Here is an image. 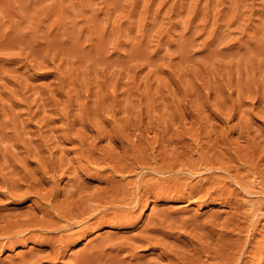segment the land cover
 <instances>
[{"label": "rangeland", "instance_id": "obj_1", "mask_svg": "<svg viewBox=\"0 0 264 264\" xmlns=\"http://www.w3.org/2000/svg\"><path fill=\"white\" fill-rule=\"evenodd\" d=\"M64 127L70 129L67 131ZM72 129L80 132L79 135ZM63 134L70 137L62 139ZM80 138L85 141L83 144ZM100 145V148L104 147L100 149ZM89 147L95 150L97 156ZM41 149L45 150L42 152ZM36 151L40 155L38 152L35 155ZM51 154L54 157L65 156L64 159L51 158ZM99 154H105L103 156L107 162L102 163L103 166L97 160L101 156ZM10 155L17 159L14 163L13 159L9 162V158H12ZM42 156L45 163L40 160ZM48 161L49 164L54 162L52 167H48ZM75 162L87 165V169L78 173L88 183V192L105 188L113 178L112 183L117 182L129 193L136 188L134 192L138 194L137 197L143 195L141 205L130 213H133V221L124 225L104 224L87 230L84 228L86 225L78 226L79 229H76L80 236L77 235L76 242L66 248L63 258L58 262L44 261V264L75 263V256L82 249L86 250L89 246V251L92 247L95 249L103 241L102 236L109 234L114 238L108 240L111 241L110 246L107 241L102 242L106 243L103 264H108L106 262H110L112 255L117 253L113 250L115 243L125 238V241H132L142 231V235L149 236L153 232L152 225H158L155 228L160 230L163 227L164 230L169 229L167 235H163V240L160 232L152 234L159 235V240L155 239L157 243L162 241L161 245L154 248L146 245L144 248L139 246L140 243H135L139 249L135 248L137 254L134 258L129 256L126 259L128 262H138L137 258L139 261L143 259L146 264H155L151 260L161 262L163 260L158 259V253L166 244L170 246L167 245V249H176L181 243L185 248L189 238H201L208 242H212L213 236L225 238L226 229L235 228L227 222L238 217L232 203H238L239 199L242 203L244 199L246 202L242 209L246 211L250 201H264L261 193L264 188V0H0V169H3L0 174L11 178L16 172L23 174L29 169L41 172L58 165L56 174H61L56 176V186H59L57 197L63 200L74 182L71 171L78 169ZM92 164H96V167H89ZM59 166L64 167L67 173L63 168L61 171ZM194 170L198 171L197 174ZM255 172L261 174L253 176ZM169 176H175L176 181L172 178L171 181ZM225 176L228 178L225 179ZM229 176L232 179L229 180ZM208 179L213 184L208 183ZM235 180L240 181L239 185ZM180 181L187 186L186 192L194 184L199 186V183H204L198 195H206L205 199L202 201L198 196L197 199H183L177 194L172 196V193H176V187L184 190ZM126 184L129 187L124 186ZM241 184H244V190ZM171 188L173 192H170ZM248 188L249 191L253 189V194L251 191L248 193ZM259 188L261 191H258ZM154 189L165 194L161 193L155 198ZM149 190L153 191L152 194ZM5 191V186L0 183L2 214H19L38 206L33 197L15 199ZM227 191L235 192L230 195ZM218 194L223 195L222 201L213 199ZM126 204H122L121 208L127 207ZM110 210L108 215L114 216L116 210ZM119 211L116 215L123 213ZM241 220L244 222L246 219L242 217ZM261 220L253 244L257 246L256 242H259L258 247L260 245L264 257V219ZM163 222L165 224L162 225ZM222 223L229 227L224 228ZM4 224L0 222L1 226ZM80 228L83 231L81 234ZM235 231L233 237L232 233H228V236L231 235L235 243L243 242L247 232L240 233L238 228ZM234 233L237 236L234 237ZM41 248L47 249L49 246L36 242L28 245L19 242L11 248L0 246V264H18L27 250ZM122 255L128 257L126 251H122ZM260 257L252 264H260Z\"/></svg>", "mask_w": 264, "mask_h": 264}, {"label": "bare ground", "instance_id": "obj_2", "mask_svg": "<svg viewBox=\"0 0 264 264\" xmlns=\"http://www.w3.org/2000/svg\"><path fill=\"white\" fill-rule=\"evenodd\" d=\"M69 124V123H68ZM73 124V123H72ZM65 126V125H64ZM69 126H71V125H68V127ZM84 126H85V124H84ZM84 126H83V128H84ZM90 126V125H89ZM61 127V126H60ZM63 127V126H62ZM86 127V126H85ZM92 127V126H91ZM53 128V127H52ZM56 128L57 127H55V129L54 130H56ZM59 128V127H58ZM65 128V130H67L66 128L67 127H64ZM64 128L62 129V130H64ZM73 128V127H72ZM90 128V127H89ZM70 129V128H69ZM68 129V130H69ZM75 129V128H74ZM74 129H72V130H74ZM54 130H52V131H54ZM58 130H60V128L58 129ZM57 130V131H58ZM67 130V131H68ZM86 130H88V129H86ZM74 131H76V130H74ZM74 131H73V133H74ZM55 132V131H54ZM65 132V131H64ZM70 132V131H69ZM98 132V131H97ZM68 133V132H67ZM72 133V132H71ZM70 133V134H71ZM76 133H77V131H76ZM75 133V134H76ZM79 133L80 132H78L77 134L79 135ZM69 134V133H68ZM77 134H76V136H77ZM83 134V133H82ZM85 134H86V132H85ZM54 135V134H53ZM62 135V134H61ZM61 135H60V137H61ZM101 135V134H100ZM52 136V135H51ZM50 136V137H51ZM58 137H59V135H57ZM63 136H64V134H63ZM72 136V135H71ZM83 136V135H82ZM93 136H95V135H93ZM99 136V135H98ZM53 137V136H52ZM65 137H67V135H65L64 137H62V139L63 138H65ZM70 137V136H69ZM69 137H67V138H69ZM73 137V136H72ZM79 137V136H78ZM85 137V136H84ZM103 137V136H102ZM102 137H101V139H102ZM54 138V137H53ZM55 138H56V136H55ZM67 138H65V139H67ZM76 139H78L79 140V138H77V137H75ZM74 138V139H75ZM86 138V137H85ZM88 138H89V136H88ZM61 138H59L58 140H60ZM74 139H73V141H74ZM54 140V139H53ZM57 140V139H56ZM55 140V141H56ZM68 140H70V139H68ZM67 140V141H68ZM72 140V139H71ZM80 140H81V138H80ZM46 141V140H45ZM44 141V142H45ZM62 141V140H61ZM64 141L65 140H63V143H64ZM77 141V140H76ZM87 141V140H86ZM43 142V141H42ZM57 142V141H56ZM79 142V141H78ZM85 141L82 139L81 140V142L80 143H84ZM95 142V141H94ZM46 143H48V139H47V141H46ZM53 143H55L54 141H53ZM88 143V142H87ZM98 143H100V142H98ZM97 143V144H98ZM41 144H43V143H41ZM40 144V145H41ZM93 144V143H92ZM96 144V145H97ZM43 145H45V143L43 144ZM48 145V144H47ZM46 145V146H47ZM51 145V144H50ZM78 145H80L79 143H78ZM59 146V145H58ZM91 146V145H90ZM103 146V145H102ZM43 147V146H42ZM48 147H50V146H48ZM80 147V146H79ZM83 147V146H82ZM93 147H94V145H93ZM101 147V145L99 146V148ZM104 147V146H103ZM102 147V148H103ZM45 148V147H44ZM56 148H58V147H56ZM63 148V147H62ZM75 148H78V147H75ZM81 148V147H80ZM95 148H96V146H95ZM102 148H100V149H102ZM35 149H37V148H35ZM59 149V148H58ZM57 149V150H58ZM82 149V148H81ZM80 149V150H81ZM83 149H84V147H83ZM87 149V148H86ZM94 149V148H93ZM97 149V148H96ZM105 149V148H104ZM212 149V148H211ZM38 150V149H37ZM39 150H40V148H39ZM42 150V149H41ZM43 150H45V149H43ZM43 150H42V152H43ZM52 150H54L55 151V149H52ZM56 150V151H57ZM60 150V149H59ZM63 150H65V152H66V149H63ZM69 150V149H68ZM72 150V149H71ZM78 150V149H77ZM79 150V151H80ZM88 150V149H87ZM89 150H90V147H89ZM98 150V149H97ZM210 150V149H209ZM28 151V150H27ZM26 151V152H27ZM32 151V150H31ZM70 151V150H69ZM68 151V152H69ZM76 151V150H75ZM79 151H77V152H79ZM90 151H93V150H90ZM95 151V150H94ZM93 151V153L95 154L96 152H94ZM203 151V150H202ZM37 152L38 151H36V153H35V155H37ZM41 152V153H42ZM53 152V151H52ZM52 152H50V153H52ZM62 152H64V151H62ZM64 152V153H65ZM68 152H67V154H68ZM89 152V151H88ZM199 152V151H198ZM209 152V151H208ZM28 153H29V151H28ZM27 153V154H28ZM32 153V152H31ZM39 153V155H40V152H38ZM56 153V152H55ZM76 153V152H75ZM79 153H81V152H79ZM92 153V152H91ZM91 153H90V155H91ZM103 153H105V151L103 150ZM187 153V152H186ZM194 153V152H193ZM231 153V152H230ZM16 154V153H15ZM30 154V153H29ZM28 154V155H29ZM33 154H34V151H33ZM85 154H86V152H85ZM101 154H102V150H101ZM101 154H99V155H101ZM106 154V153H105ZM105 154H103V155H105ZM189 154V153H188ZM203 154H205V153H203ZM214 154V153H213ZM212 154V155H213ZM35 155H33L34 157H35ZM42 155H44V154H42ZM52 156H51V158L52 157H54L53 156V154H51ZM54 155H57V154H54ZM96 156H97V154H95ZM103 155H101V156H98L97 158V160H99L100 162H101V164L103 163L104 164V162L106 161V157H104ZM181 155V154H180ZM201 155V154H200ZM210 155V154H209ZM216 155V154H215ZM222 155V154H221ZM11 156V155H10ZM16 156V155H15ZM20 156V155H19ZM63 156H65L64 154H62V156H56V157H62V159H64L63 158ZM67 156V155H66ZM78 156V155H77ZM85 155H83V157H84ZM92 156H93V154H92ZM95 156V157H96ZM207 156V155H206ZM235 156V155H234ZM6 157H8V156H6ZM12 158H9V162H10V160H12L13 159V162L12 163H14V161H16L17 159H14L13 158V156H11ZM25 157V156H24ZM27 157V156H26ZM25 157V158H26ZM29 157V156H28ZM27 157V158H28ZM31 157V156H30ZM34 157H33V160H34ZM37 157V156H36ZM35 157V158H36ZM45 157H47L46 155H45ZM56 157H54V158H56ZM95 157H93V159L95 158ZM167 157V156H166ZM180 157V156H179ZM186 157H187V155H186ZM185 157V158H186ZM228 157H229V155H228ZM41 158V157H40ZM59 158L57 159V160H59ZM73 158H75V157H73ZM79 158H81V157H79ZM85 158V157H84ZM91 158V157H90ZM147 158H149V157H147ZM154 158V157H153ZM156 158V157H155ZM203 158V157H202ZM211 158V157H210ZM217 158V157H216ZM232 158V157H231ZM235 158H237V157H235ZM234 158V159H235ZM6 159V158H5ZM37 159V158H36ZM46 159V158H45ZM48 159V158H47ZM46 159V160H47ZM62 159H60V160H62ZM65 159H68V158H66L65 157ZM156 159H159V158H156ZM166 159V158H165ZM179 159V158H178ZM190 159V158H189ZM189 159H188V161H189ZM199 159L201 160V157H199ZM205 159V158H204ZM207 159V158H206ZM209 159V158H208ZM212 159H213V157H212ZM219 159V158H218ZM25 160V159H24ZM26 160H28V159H26ZM32 160V161H33ZM40 160H42V161H44V163H45V160H44V158H43V156H42V159H40ZM74 161H76L75 159H73ZM73 160L71 161V162H73ZM77 160H78V157H77ZM108 160V159H107ZM146 160V159H145ZM150 160V159H149ZM148 160V161H149ZM161 160V159H160ZM173 160H174V158H173ZM182 160V159H181ZM7 161V160H6ZM35 161V160H34ZM38 161V160H37ZM36 161V162H37ZM51 161V160H50ZM52 161H53V159H52ZM80 160H78V162H79ZM81 161L82 162H84L83 161V159L81 158ZM89 159H88V163H89ZM92 161V160H91ZM109 161V160H108ZM155 161V160H154ZM153 161V162H154ZM159 161V160H158ZM176 161H177V157H176ZM175 161V162H176ZM202 161V160H201ZM208 161V160H207ZM212 161H214V160H212ZM231 161V160H230ZM236 161V160H235ZM8 162V164H10L11 165V163H9ZM47 162V161H46ZM54 162H55V160H54ZM53 162V163H54ZM57 162V161H56ZM55 162V163H56ZM62 162V161H61ZM64 162V161H63ZM62 162V163H63ZM86 162V161H85ZM95 162H96V160H95ZM95 162H93V163H95ZM107 162V161H106ZM105 162V163H106ZM155 162H157V161H155ZM182 162V161H181ZM181 162H179V163H181ZM183 162H184V159H183ZM197 162V161H196ZM204 162V161H203ZM205 162H206V160H205ZM210 162V161H209ZM224 162V161H223ZM3 163V162H2ZM4 163H5V161H4ZM37 163H39V161L37 162ZM36 163V164H37ZM42 162H40V164H41ZM52 162L49 164V161H48V164H49V166L48 167H50L52 164H53ZM68 163V162H67ZM69 163H70V158H69ZM74 163V162H73ZM76 163V162H75ZM97 163V162H96ZM145 163V162H144ZM151 163V162H150ZM149 163V165L150 166H152L151 164ZM178 163V164H179ZM186 163V162H185ZM187 163H190V162H187ZM193 163V162H192ZM208 163V162H207ZM215 163H216V161H215ZM218 163H219V161H218ZM221 163V162H220ZM246 163H248V162H246ZM255 163V162H254ZM65 164H66V162H65ZM64 164V165H65ZM77 164V163H76ZM103 164L101 165V166H103ZM153 164V163H152ZM168 164V163H167ZM213 164H214V162H213ZM227 164V163H226ZM251 164V163H250ZM2 165V164H1ZM16 165V164H15ZM15 165H13V166H15ZM44 165V164H43ZM55 165V164H54ZM69 165V164H68ZM67 165V167H69ZM71 165V164H70ZM78 165V164H77ZM94 165H96V164H92L91 166H89V167H93ZM97 165H98V163H97ZM99 165H100V163H99ZM105 165H107V164H105ZM127 165V164H126ZM145 165V164H144ZM146 165H147V163H146ZM153 165H155V164H153ZM157 165H158V162H157ZM171 165V164H170ZM176 165H177V163H176ZM181 165H182V163H181ZM194 165V164H193ZM209 165V164H208ZM229 165V164H228ZM227 165V166H228ZM243 165V164H242ZM246 165V164H245ZM249 165V164H248ZM252 165V164H251ZM3 166V165H2ZM5 166H6V164H5ZM42 166V165H41ZM47 166V165H46ZM58 165H55V166H53V168H51V169H49V170H43V171H37L36 169H31L32 171H30V169H29V172L28 171H24V173L23 174H20V172H16L15 173V176L14 177H12L11 176V178H7V177H4V176H2L1 174H0V183H2L3 184V187L5 186V189H6V191L5 192H7L8 194H9V196L10 197H12V198H15V199H19V198H21V197H23V196H29V197H33L34 199H35V202H37L36 203V205H38L37 206V208H35V209H28V210H26L25 212H23V213H19V214H11V213H9L10 215H5V214H2V213H0V222L2 223V222H4L5 224L4 225H0V246H10V248L11 247H13V245H15V244H17V243H19V242H24V244H30V242L31 243H33V242H36L37 244H43V245H48L49 246V248H47V249H43V248H41V250H30L29 249V251L27 250V252H26V254L24 253V254H22V256H21V259H20V261H18L19 263L18 264H42L44 261H48V262H50V261H52V262H56L58 259H60L61 257L63 258V256L65 255V253H66V248L67 247H69V246H71V244H73V242H76V240H77V235H79L78 233H79V231H77V229H79V228H77L78 226H80V225H82V227H84L85 225V230H87L88 228H90V227H95V226H103L104 224H112V226L113 225H124L126 222H128V221H133V219H131L132 218V214H130L131 212H133V208H135L136 206H138L140 203H141V200H142V197H143V195H141L142 197H137V195L138 194H136L134 191H136V188H135V190L132 192V193H129L128 192V189L126 190V188L125 189H123V187L121 188L118 184H117V182H116V184L115 183H112L111 181H112V179H111V181H110V185L108 184V186H106L105 188H102V189H99L98 190V188H97V191H94V192H88L89 191V186H88V188L86 189V187H87V182H84V179H82V176H80V173H78V171L80 170H84L85 168H86V166L87 165H84L83 163H82V165H78V169H76L75 171H71L70 169H71V167H72V165L69 167L70 169H68V170H70L71 172H72V175H73V177H72V179H74L73 181L74 182H72V184H71V187L69 186V190H67V193H65V195H64V198H63V200L61 199V200H59L58 199V193H59V190L57 191V188L59 187V186H56V182L58 183V181H56V176H59L60 174H61V172H59L58 174H56L57 173V170H58V167H57ZM73 166H75V165H73ZM142 166V165H141ZM166 166V165H165ZM164 166V167H165ZM174 166V165H173ZM178 166V165H177ZM184 166V165H183ZM181 167V168H184L185 169V167ZM186 166H188V164L186 165ZM190 166V165H189ZM204 166L206 167V165L204 164ZM211 166H213L212 164H211ZM215 166V165H214ZM214 166H213V168H214ZM222 166V165H221ZM225 166V165H224ZM231 166V165H230ZM253 166H255V165H253ZM7 167V166H6ZM12 167V166H11ZM15 167H17V165L15 166ZM45 167V166H44ZM48 167H47V169H48ZM52 167V166H51ZM60 167V170L62 171V169L61 168H63V170H64V172H66V169H64V167H66V165L64 166V167H62V166H59ZM76 167V166H75ZM74 167V168H75ZM89 167H88V169H89ZM94 167H96V166H94ZM98 167H100V166H98ZM112 167V166H111ZM157 167V166H156ZM159 167H162V166H160L159 165ZM169 167V166H168ZM172 167V166H171ZM198 167V169L199 168H201L200 166H197ZM219 167V166H218ZM217 167V168H218ZM231 167H233V166H231ZM230 167V168H231ZM245 167V166H244ZM248 167V166H247ZM256 167V166H255ZM25 169H27V167H24ZM73 168V167H72ZM77 168V167H76ZM101 168V167H100ZM99 168V169H100ZM103 168V167H102ZM125 168V167H124ZM130 168H131V166H130ZM144 168V167H143ZM146 168V167H145ZM147 168H150V167H148L147 166ZM154 168V167H153ZM153 168H151V169H153ZM176 168V167H175ZM190 168H192L193 169V167H190ZM207 168H209V167H207ZM212 168V167H211ZM215 168H216V166H215ZM221 168H224V170H225V167H221ZM235 168V167H234ZM249 168V167H248ZM252 168V167H251ZM20 169V168H19ZM40 169V166H38V170ZM43 169V167H41V170ZM87 169V168H86ZM91 169V168H90ZM89 169V170H90ZM93 169V168H92ZM95 169H97V168H95ZM112 169H114V167H112ZM121 169V168H120ZM123 169V168H122ZM156 169V168H155ZM155 169H153V170H155ZM159 169V168H158ZM197 168H195V170H196ZM201 169H203V167L201 168ZM200 169V170H201ZM237 169V168H236ZM247 169V168H246ZM250 169V168H249ZM252 169H254V168H252ZM1 170H3V169H0V172H1ZM53 171V173H49V172H52ZM124 170V169H123ZM122 170V171H123ZM133 170V169H132ZM135 170V169H134ZM161 170H163V168L161 169ZM166 170V169H165ZM168 170H170V169H168ZM179 170V169H178ZM186 170V169H185ZM189 171H190V169H188ZM187 170V171H188ZM194 170V173L196 172V174H197V172L198 171H195ZM70 171H68V173L70 172ZM86 171V170H85ZM116 171V170H115ZM114 171V172H115ZM118 171V170H117ZM157 171V170H156ZM155 171V172H156ZM206 171H207V169H206ZM213 171V170H212ZM211 171V172H212ZM226 171H227V168H226ZM257 171H259L258 169H257ZM256 171V172H257ZM14 172V171H13ZM70 172V173H71ZM119 172V171H118ZM149 172V171H148ZM162 172V171H161ZM191 172H193V171H191ZM200 172V171H199ZM202 172V171H201ZM203 172H204V170H203ZM209 172V171H208ZM233 171H231V173H232ZM252 173L253 174V176H254V174H255V176L256 175H258V173H260V172H258V173ZM63 173V172H62ZM67 173V172H66ZM151 173V172H150ZM159 173V172H158ZM207 173V172H206ZM213 173V172H212ZM229 173V172H228ZM7 174V173H6ZM14 174V173H13ZM48 174H50L49 176H48ZM65 174V173H64ZM163 174V173H162ZM233 174V173H232ZM238 174V173H237ZM261 174V173H260ZM63 175V174H62ZM61 175V176H62ZM179 175V174H178ZM178 175H177V177L176 178H178ZM193 175V174H192ZM233 175H235V173L233 174ZM64 176V175H63ZM67 176H68V174H67ZM210 176V175H209ZM227 176H228V174H227ZM239 177H240V175H238ZM71 177V176H70ZM109 177V176H108ZM175 178V176H169V178L171 179H173L174 180V178ZM188 177H190V176H188ZM205 177H208V176H205ZM215 177V176H214ZM226 177V176H225ZM234 177V176H233ZM241 177H242V175H241ZM209 178V177H208ZM216 178V177H215ZM228 177H226L225 179H227ZM71 178H69V180H70ZM108 179V178H107ZM141 179V178H140ZM167 180H169L168 179V177L166 178ZM171 179V181H173ZM205 178H203L202 180H204ZM210 179V178H209ZM208 179V180H209ZM212 179V178H211ZM230 179H232L230 176H229V180ZM234 179V178H233ZM240 179V181H241V178H239ZM242 179H243V177H242ZM258 179V178H257ZM58 180V179H57ZM110 180V179H109ZM144 180V179H143ZM143 180L142 181H140V182H143ZM178 180V179H177ZM186 180H188V179H186ZM201 180V179H200ZM201 180V181H202ZM213 180V179H212ZM215 180H217V178L215 179ZM238 180V179H237ZM262 180V179H261ZM260 180V181H261ZM114 181H115V179H114ZM120 181V180H119ZM139 181V180H138ZM174 181H176V179L174 180ZM206 181H207V179H206ZM210 181V180H209ZM220 181V180H219ZM222 181H224V180H222ZM227 181V180H226ZM236 181V180H235ZM239 181V182H240ZM139 182V183H140ZM145 182V181H144ZM181 182V181H180ZM217 182V181H216ZM228 182V181H227ZM232 182V181H231ZM233 182H234V180H233ZM236 182H238V181H236ZM239 182L237 183L238 185H239ZM243 182V181H242ZM241 182V183H242ZM87 183V184H86ZM112 183V184H111ZM155 183V182H154ZM171 183V182H170ZM182 183V182H181ZM181 183H179V185H180V187H181ZM199 183V182H198ZM202 183V182H201ZM201 183H199V186L201 187H199V186H196V184H194V186H191V190L189 191L188 190V192H186L185 190L187 189L184 185H183V183H182V185L185 187L184 188V190L182 189H177V187H176V193H172L171 195L173 196L174 194H177L176 196H178V197H180V198H183V199H190L191 200V198H196L197 196H198V198H200L201 200L203 199H205V197H206V195H202V193H201V195H198V194H200V192L202 191V189L204 188V183L203 184H201ZM208 183H211V181L210 182H208ZM220 183V182H219ZM222 183V182H221ZM220 183V184H221ZM226 183V182H225ZM247 183H251V184H253L252 182H247ZM255 184H256V182H254ZM263 183V182H262ZM70 184V183H69ZM128 184H130V183H128ZM141 184V183H140ZM148 184H149V182H148ZM153 183H151V185H152ZM174 184V183H173ZM172 184V186H173V188H174V185ZM176 184V183H175ZM185 184V183H184ZM211 184H213V181H212V183ZM218 184V182L216 183V185ZM223 184V183H222ZM259 184H261V182L259 183ZM258 184V185H259ZM58 185V184H57ZM150 185V184H149ZM155 184H153V186H154ZM157 185V184H156ZM178 185V184H177ZM178 185V186H179ZM188 185H190V184H188ZM242 185H244V184H241V186ZM248 185V184H247ZM254 185V184H253ZM27 187L23 192H20V190H22L24 187ZM122 186V185H121ZM124 186H127V184L126 185H124ZM138 186H139V184H138ZM141 186V185H140ZM144 186V185H143ZM148 186V185H147ZM159 186V185H158ZM157 186V187H158ZM172 186H170V187H172ZM206 186V185H205ZM210 186H213V185H210ZM215 186V185H214ZM213 186V187H214ZM246 186V185H245ZM255 186H257V184L255 185ZM262 186V185H261ZM264 186V185H263ZM127 187H129V185L127 186ZM145 187V186H144ZM150 187H152V186H149V188ZM203 187V188H202ZM249 187V186H248ZM66 187H64V189H65ZM139 188H141V187H139ZM143 188V187H142ZM169 188V187H168ZM167 187H166V189H168ZM173 188H171V190L173 189ZM242 188H243V190H244V187L242 186ZM250 188V187H249ZM249 188L247 189V191H248V193L251 191H249ZM132 189H134V188H132ZM152 189H153V187H152ZM165 189V188H164ZM188 189H190V186H189V188ZM211 189V188H210ZM245 189H246V187H245ZM261 188H259V190L258 191H261L260 190ZM13 190H16V191H13ZM88 190V191H87ZM94 190V189H93ZM92 190V191H93ZM130 190V189H129ZM138 190V189H137ZM141 190V189H140ZM146 190H148V189H146ZM161 190V189H160ZM162 190H163V188H162ZM169 190V189H168ZM204 190H206V189H204ZM234 190V189H233ZM150 191V193H151V191L152 190H149ZM157 191H159V190H157ZM165 191H167V190H165ZM174 191H175V189H174ZM240 191V190H239ZM242 191V190H241ZM246 191V190H245ZM252 191H253V189H252ZM250 192V193H252L253 194V192ZM258 191H257V193H258ZM139 192V191H138ZM153 192V191H152ZM154 192H155V189H154ZM170 192H173V190L172 191H170ZM228 192V191H227ZM233 192H235V191H233ZM233 192H230L231 194L233 193ZM150 193H148V196H149V194ZM161 193H164L165 194V192H163V191H161ZM160 191L159 192H155V193H153L154 194V196H155V198H157L160 194ZM204 193V192H203ZM213 193V192H212ZM211 193V194H212ZM229 193V192H228ZM229 193V194H230ZM247 193V192H246ZM261 193L264 195V188L262 189V191H261ZM136 194V195H135ZM141 194V193H140ZM143 194V193H142ZM152 194V193H151ZM170 194V193H169ZM208 194V193H207ZM209 194H210V192H209ZM230 194V195H231ZM234 194V193H233ZM236 194V193H235ZM135 195V196H134ZM145 196L144 197H146V194H144ZM163 195V194H162ZM168 195V194H167ZM166 195V196H167ZM219 195V194H218ZM245 195V194H244ZM161 196V195H160ZM170 196V195H169ZM210 197L211 196H214V195H209ZM220 196V197H219ZM219 196H215V197H213V199L214 198H217V199H219V200H223L224 199V197H223V195L221 196V195H219ZM227 196V195H226ZM233 196V195H232ZM236 196H237V194H236ZM258 196H259V194H258ZM262 196V195H261ZM234 197V196H233ZM148 198V197H147ZM177 198V197H176ZM223 198V199H222ZM229 198H230V196H229ZM197 199V198H196ZM207 199V198H206ZM226 199H228V198H226ZM248 199V198H247ZM193 200V199H192ZM195 200V199H194ZM202 200V201H203ZM233 200V199H232ZM232 200H230V202L232 201ZM244 200V199H243ZM242 200V203H240L239 201H240V199H239V201H237L238 203H232V205H234V209L236 210V215L238 216V217H234V218H232V220H229V222H227L229 225L230 224H233V226H235V228L233 227V229L231 230V229H226V233H224L225 235H226V237L224 238V237H216V238H214V236H213V240H215V241H217V242H215V241H213L212 239V242H208V241H205L204 239H201V238H199V239H194V238H189V241H187V243L185 242V248L184 247H182V246H184V245H181L180 244V246H178V247H175L176 249H167L166 248V246L168 245V244H166L165 246H164V248H162V252L161 253H158L157 255L159 256V258L158 259H162L163 261H161V262H156V260L155 261H153V260H151L152 262H154L155 264H252L254 261L256 262V260L257 259H259L258 257L259 256H261L260 257V260H258L259 262H260V264H264V257H262L263 255H261V253L263 252H261V250H260V245H259V247H258V243L256 242V244H257V246L256 245H254L253 243V239H254V237H256L255 236V233H256V230H257V228H258V226L259 225H261V219H264V201H261V200H259L260 202H255V201H250V203L248 202V200H247V202L249 203L248 205H249V207H248V209L246 210V211H244L242 208H244V206H245V202ZM220 201V202H221ZM143 202H144V200H143ZM219 202V201H218ZM229 202V201H228ZM127 203V204H126ZM244 203V204H243ZM122 204H126V205H128L127 207H122V208H124V209H122L121 208V206H123ZM143 204V203H142ZM145 204V203H144ZM141 205V204H140ZM248 205H246V206H248ZM233 207V206H232ZM111 208H114V210H116V214H118L117 213V211L118 210H122L121 212H123L122 214L120 213V211H119V213L121 214H119V215H116V214H114V216H109L108 215V213L109 212H111ZM110 210V211H109ZM136 210V209H135ZM109 211V212H108ZM232 212H234V211H232ZM16 213H18V212H16ZM161 214H163V213H161ZM234 214V215H235ZM131 215V216H130ZM166 215V214H165ZM232 215V214H231ZM109 216V217H108ZM163 216V215H162ZM166 217V216H165ZM231 217H233V216H231ZM243 217V218H245L246 220L243 222L242 220H241V218ZM159 218V217H158ZM168 218V217H167ZM216 218V217H215ZM226 218H228V217H226ZM230 218V217H229ZM153 219V218H152ZM90 220H94V221H90ZM156 220V219H155ZM164 220V219H163ZM175 220V219H174ZM173 220V221H174ZM211 220V219H210ZM152 222H155L154 220H151ZM150 221V222H151ZM183 221V220H182ZM185 221V220H184ZM196 221H199V220H196ZM216 221V220H215ZM214 221V222H215ZM223 221H225V220H223ZM86 222H91L89 225H87V224H85ZM157 223H161V221H156ZM172 222V221H171ZM176 222V221H175ZM186 222V221H185ZM190 222V221H189ZM209 222V221H208ZM214 222H212V223H214ZM225 222V223H226ZM130 223H132V222H130ZM129 223V224H130ZM167 223V222H166ZM195 223H198V222H195ZM203 223V222H202ZM206 223V222H205ZM243 223H245V224H243ZM248 223V224H247ZM128 224V223H127ZM128 224V225H129ZM150 224V223H149ZM153 224H156V223H153ZM163 224H165L164 222L162 223V225ZM176 224V223H175ZM183 224H184V222H183ZM188 224V223H187ZM216 224H217V221H216ZM216 224H214L215 226H217ZM222 224H224V223H222ZM228 224H226V226H228ZM84 225V226H83ZM157 225V224H156ZM159 225H161V224H159ZM161 225V226H162ZM169 225V224H168ZM198 225H199V223H198ZM207 225V224H206ZM148 226V225H147ZM146 226V227H147ZM177 226V225H176ZM195 224H194V228H195ZM205 226V225H204ZM208 226H210V225H208ZM215 226H214V228H215ZM218 226H219V223H218ZM223 226H225V224L223 225ZM226 226L224 227V228H226ZM109 227H111V225H109ZM109 227H107V228H109ZM154 227V228H153ZM155 227H158V225L157 226H155V225H152V229H151V232L152 233H150L151 235H149L148 236V234L147 235H142L143 234V231L141 232L142 234L141 235H136L133 239H132V241H129L128 239L125 241V239H123L124 241H120V242H117V243H115L114 244V246L113 245H111V247H109L110 245H109V243L111 242V241H109L108 242V240L110 239V238H112L109 234L108 235H103L102 236V238H103V241L105 242V241H107L108 243V247L111 249L112 248V246L114 247L113 248V250L115 251L116 250V252L117 253H114V251H112V253H114V256L112 255V258L110 259V262L112 263V264H146L145 262H143V259H140V261H139V258H137L136 260H138V262H128V260H126V259H128L129 258V256H133V258H134V256L137 254V253H135L134 252V250H135V248H136V250L137 249H139L138 248V246H136L135 245V243H140V245L139 246H141V247H146V245L147 246H151V247H157V246H159V245H161V242L159 243H157V239H158V237H159V235L161 234V236H163L164 234H166L167 235V233H168V230H167V228L164 230V227L162 228L163 230H160V228H155ZM160 227V226H159ZM165 227H167L166 225H165ZM185 227V226H184ZM207 227V226H206ZM229 227V226H228ZM231 227V226H230ZM262 227H263V230H264V223H263V225H262ZM77 228V229H76ZM149 228H150V226H149ZM149 228H147L148 229V231H149ZM202 228V227H201ZM200 228V229H201ZM213 228V229H214ZM236 228H238V229H240V233L242 232H247V238L245 237V239L243 238V242H239V243H235V242H233V240L230 238V236H228L229 234L228 233H232V237H233V231H235V229ZM91 229V228H90ZM147 229H145L144 231H147ZM177 229V228H176ZM197 229H198V227H197ZM262 229V228H261ZM80 230H81V232H80V234L83 232L82 231V229L80 228ZM112 230V229H111ZM167 230V231H166ZM170 230H171V228H170ZM173 230V229H172ZM210 230V229H209ZM211 230H212V227H211ZM221 230H222V228H221ZM225 230V229H224ZM232 231V232H229V231ZM147 231V232H148ZM156 231V232H155ZM157 231L158 232H160L159 233V235H152L154 232L155 233H157ZM166 231V232H165ZM205 231L206 232H210V231H207L206 229H205ZM213 231V230H212ZM260 231V230H259ZM78 232V233H77ZM85 232V231H84ZM171 232V231H170ZM197 232V231H196ZM206 232H205V234H206ZM217 232H219V231H217ZM222 233H223V231H221ZM221 232L219 233V235L221 236ZM238 231H237V233H239ZM243 233V234H246V233ZM172 233V232H171ZM171 233H169V235L171 234ZM188 233V232H187ZM214 233H216V232H213V234ZM235 233H236V231H235ZM234 233V234H235ZM158 234V233H157ZM173 234V233H172ZM174 234H175V232H174ZM173 234V235H174ZM184 234H186V233H184ZM191 234H192V231H191ZM210 234H212V232H210ZM210 234L208 233L207 235H209L210 236ZM224 234H222V235H224ZM197 235V234H196ZM200 235H201V233H200ZM206 235V236H207ZM216 235V234H215ZM224 235V236H225ZM80 236V235H79ZM187 236H190V235H187ZM195 236V235H194ZM199 236V235H198ZM202 236H204L203 234H202ZM212 236V235H211ZM235 236H237V234H235L234 235V237ZM241 236H242V234H241ZM114 237V236H113ZM120 237V236H119ZM128 237H130V236H128ZM127 237V238H128ZM169 237V236H168ZM173 237V236H172ZM178 237V236H177ZM176 237V238H177ZM180 237V236H179ZM181 237H183V236H181ZM200 237V236H199ZM205 237V236H204ZM203 237V238H204ZM155 238H157V239H155ZM160 238H162V240H163V238H164V236L163 237H160ZM175 238V239H176ZM185 238V237H184ZM183 238V240H185ZM207 238V237H206ZM212 238V237H211ZM242 238V237H241ZM241 238H239V239H241ZM112 239H114V238H112ZM153 239H155L156 240V242L153 240ZM182 239V238H181ZM187 239H188V237H187ZM209 239H210V237H209ZM159 240V239H158ZM183 240H181V241H183ZM234 240H237V239H234ZM254 240H256V239H254ZM102 241V240H101ZM101 241H99V242H101ZM102 241V242H103ZM117 241H118V239H117ZM154 241V242H153ZM167 241V240H166ZM238 241V240H237ZM100 243L99 245H97L96 246V250L92 247V250H90V251H92V252H90L89 251V248H91L90 246H89V248L88 247H86L85 249L86 250H84V249H82L80 252L81 253H79L78 255H76L75 256V259H74V261H75V263L76 264H97V263H100V264H103V255L104 256H106L105 255V246H106V243ZM169 242H171V241H169ZM183 242V243H184ZM189 242V243H188ZM215 242V243H214ZM163 243H165V241H163ZM168 243V242H167ZM179 243V242H178ZM177 243V244H178ZM112 244H113V242H112ZM170 244V243H169ZM169 246V245H168ZM172 246V245H171ZM175 246H176V244H175ZM95 247V246H94ZM140 247V248H141ZM144 247V248H145ZM170 247V246H169ZM173 247V246H172ZM171 247V248H172ZM87 248H88V250H87ZM107 248V247H106ZM94 249V250H93ZM156 249V248H155ZM155 249H154V251H155ZM159 249V248H158ZM157 249V250H158ZM164 249V250H163ZM84 250V251H83ZM135 250V251H136ZM145 250V249H144ZM161 250V249H160ZM83 251V252H82ZM122 251H126L127 252V255H128V257L127 258H125V256H121V253H122ZM25 252V251H24ZM95 252V253H94ZM111 252V251H110ZM109 252V253H110ZM124 253V252H123ZM111 254V253H110ZM263 254V253H262ZM157 256V257H158ZM20 257V256H19ZM109 257V256H108ZM73 258V257H72ZM131 258V257H130ZM108 259V258H107ZM73 260V259H72ZM142 260V261H141ZM107 261V260H106ZM109 261V260H108ZM58 262V261H57ZM110 262H106V263H110ZM75 263H72V264H75ZM104 263H105V261H104ZM110 263V264H111ZM44 264V263H43Z\"/></svg>", "mask_w": 264, "mask_h": 264}]
</instances>
